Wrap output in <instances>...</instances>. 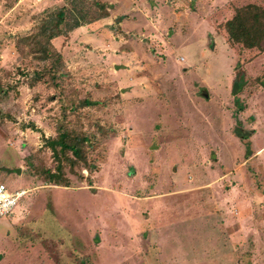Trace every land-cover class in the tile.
Returning <instances> with one entry per match:
<instances>
[{"label":"rangeland","instance_id":"374dc122","mask_svg":"<svg viewBox=\"0 0 264 264\" xmlns=\"http://www.w3.org/2000/svg\"><path fill=\"white\" fill-rule=\"evenodd\" d=\"M94 1L71 28L70 1L0 0V181L27 191L0 217V264H264V51L221 27L259 0H98L100 19ZM62 5L56 77L31 83L54 58L28 36ZM61 121L97 166L66 167L68 186L43 172Z\"/></svg>","mask_w":264,"mask_h":264},{"label":"trees","instance_id":"16d2710c","mask_svg":"<svg viewBox=\"0 0 264 264\" xmlns=\"http://www.w3.org/2000/svg\"><path fill=\"white\" fill-rule=\"evenodd\" d=\"M73 3L74 0H67ZM94 4L98 9H101L103 13L95 19L104 18L108 15V8L110 4L102 1H94ZM75 10L79 13L80 19H76L71 28L78 27L83 23H86L85 12L83 8H77ZM233 14L230 18L226 19L221 27L226 33L227 40L232 44H236L245 49H258L264 51V0L248 1L243 5H234ZM67 15L68 7L66 5L59 6L53 11L48 12L39 21L36 29L28 36V53L33 55L37 60L45 62L50 58H54V61L50 66L43 65L41 70H33V76L31 83H35L39 77L43 74V71H47L54 81L56 77V68L61 63V55L57 51H54L49 46V41L52 38L67 34ZM228 41V42H229ZM237 86L233 87V93H236ZM69 109L83 108L93 104L87 98H83L78 102L70 101ZM65 115V108L63 110ZM103 129V128H101ZM235 134L245 139L247 135L240 134L235 131ZM44 147H47L55 160V166L53 169H44V176L47 183L68 186V180L65 176V168L73 171L74 167H82L87 172L92 173L96 168V164L92 162L87 156V150L89 149V137L85 132L70 128L64 121L58 123L56 127V134L54 136L46 137L43 141Z\"/></svg>","mask_w":264,"mask_h":264},{"label":"built area","instance_id":"2783aa9c","mask_svg":"<svg viewBox=\"0 0 264 264\" xmlns=\"http://www.w3.org/2000/svg\"><path fill=\"white\" fill-rule=\"evenodd\" d=\"M26 193L25 189L10 190L4 182L0 181V217L10 214Z\"/></svg>","mask_w":264,"mask_h":264},{"label":"crops","instance_id":"0c3cea01","mask_svg":"<svg viewBox=\"0 0 264 264\" xmlns=\"http://www.w3.org/2000/svg\"><path fill=\"white\" fill-rule=\"evenodd\" d=\"M18 214H19V211L17 212V214H16V215H14V216H13V219H12V222H11V223H13V224L15 223V219H16L15 217H17V216H18Z\"/></svg>","mask_w":264,"mask_h":264}]
</instances>
